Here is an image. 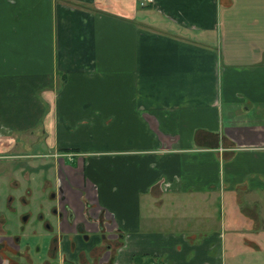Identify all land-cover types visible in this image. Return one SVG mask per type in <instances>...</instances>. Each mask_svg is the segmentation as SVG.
<instances>
[{
  "label": "crops",
  "instance_id": "0c3cea01",
  "mask_svg": "<svg viewBox=\"0 0 264 264\" xmlns=\"http://www.w3.org/2000/svg\"><path fill=\"white\" fill-rule=\"evenodd\" d=\"M26 132L54 162L17 188L64 216L31 264L108 232L114 264H264V0H0V151Z\"/></svg>",
  "mask_w": 264,
  "mask_h": 264
},
{
  "label": "rangeland",
  "instance_id": "374dc122",
  "mask_svg": "<svg viewBox=\"0 0 264 264\" xmlns=\"http://www.w3.org/2000/svg\"><path fill=\"white\" fill-rule=\"evenodd\" d=\"M37 138L38 136L33 135L31 132H26L21 137L22 141L17 143L11 150H7L6 152L0 151V173H4L2 179L0 178V210L4 211V212H0V226L8 225L9 230L13 233L20 234L21 237H23V240H27L28 242L34 245L38 244L43 246L44 245L43 243L49 240L50 234L45 235V233H40V232L34 234L33 229L37 230L38 228H42L41 222L32 225L31 221H29L23 224L22 222L23 218L21 216V213L27 209H31L32 212H37V211L44 212L41 203L47 205L48 200L46 201V198L48 197L47 195L48 193L46 191L44 192V194H41L42 196L40 197H37L40 194L34 195L37 197V200L35 201L31 200L30 202L21 205L18 201V194L23 193L21 189L19 190L21 186L19 188L13 186V184L16 185L17 182H20L23 183L24 186L26 185L28 187L27 190H29L31 188L38 189L43 183L42 181L40 182L41 175L39 173L35 175L33 174V172L29 171L26 172L24 176H22L20 173L21 169L12 168L25 163L22 161L26 160L31 164L41 161L54 162V157L52 155H48V154L31 155L33 149L37 150L35 148L38 146L36 144ZM41 172L42 171H40V173ZM28 192L26 191L27 195ZM26 194L24 195L27 198H29V196H27ZM9 195H12V200H11L12 204L11 203L9 204V200H7V196ZM11 208H15V209L17 208V212L10 211ZM20 225L24 227H21ZM22 228H24V230ZM32 253H34V251ZM237 264H253V263L251 262L247 263L246 261H243L241 258H239L237 260Z\"/></svg>",
  "mask_w": 264,
  "mask_h": 264
},
{
  "label": "flooded vegetation",
  "instance_id": "af4514ba",
  "mask_svg": "<svg viewBox=\"0 0 264 264\" xmlns=\"http://www.w3.org/2000/svg\"><path fill=\"white\" fill-rule=\"evenodd\" d=\"M14 187H18V185H14ZM55 190L50 189L48 191V196L49 198H54L55 195ZM7 200H9V204L11 203L12 200V195L7 196ZM18 201L21 205H24L27 203V198L24 194H18ZM12 204V203H11ZM43 205V210L42 211H37V212H32L31 209H27L21 213L22 216V222L27 223L28 221H31L32 225L41 222V225L48 229L53 227V221L58 217V220H61L64 216L61 212H56L57 208L56 205L54 204H42ZM9 206V205H8ZM67 208V207H66ZM10 211L12 212H17V208H11ZM0 212H4L1 211ZM73 214L69 210L66 214V222L67 224H72L73 223ZM21 226V225H20ZM24 227V226H21ZM75 229L78 230L77 232L83 235V237H87L86 233L84 232L85 226L84 223L82 222H75ZM107 235L109 236L107 241L105 243V248L104 250L95 256V258H92L90 260H83L81 261L80 264H114L111 258V252L113 251L115 247V240H113V237H115L113 232H108ZM88 239V238H86ZM27 240H23V237H21L20 234L17 233H12V234H3L0 235V258L2 260V264H20V258L21 262L23 264H31V260H29L28 255H26V242ZM22 244H24L22 246ZM33 262V260H32Z\"/></svg>",
  "mask_w": 264,
  "mask_h": 264
},
{
  "label": "built area",
  "instance_id": "2783aa9c",
  "mask_svg": "<svg viewBox=\"0 0 264 264\" xmlns=\"http://www.w3.org/2000/svg\"><path fill=\"white\" fill-rule=\"evenodd\" d=\"M153 0H138V3L140 6H144L150 2H152Z\"/></svg>",
  "mask_w": 264,
  "mask_h": 264
}]
</instances>
